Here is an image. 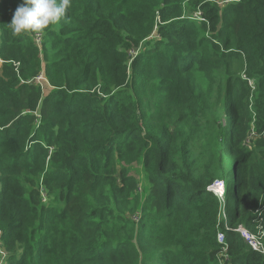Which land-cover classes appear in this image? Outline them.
Segmentation results:
<instances>
[{"label": "trees", "instance_id": "obj_1", "mask_svg": "<svg viewBox=\"0 0 264 264\" xmlns=\"http://www.w3.org/2000/svg\"><path fill=\"white\" fill-rule=\"evenodd\" d=\"M22 3L0 0L4 264H264L235 232L264 205V0H72L40 44L10 32Z\"/></svg>", "mask_w": 264, "mask_h": 264}, {"label": "clouds", "instance_id": "obj_2", "mask_svg": "<svg viewBox=\"0 0 264 264\" xmlns=\"http://www.w3.org/2000/svg\"><path fill=\"white\" fill-rule=\"evenodd\" d=\"M72 0H23L8 25L16 38L28 37L39 43L49 31L68 19Z\"/></svg>", "mask_w": 264, "mask_h": 264}, {"label": "built area", "instance_id": "obj_3", "mask_svg": "<svg viewBox=\"0 0 264 264\" xmlns=\"http://www.w3.org/2000/svg\"><path fill=\"white\" fill-rule=\"evenodd\" d=\"M230 2V0H226V2H223V4H226ZM195 17H198V20H201V14L196 13ZM41 41L38 43L40 44ZM243 78L248 81L250 87L255 90V82L248 79L245 75H243ZM38 81L41 84V86H44L45 80L40 75L38 77ZM251 135H255V130L252 129ZM264 137V132L262 134ZM207 191L213 194L217 199L221 206L220 208V214L218 217L219 223L226 218V210H225V204H226V186L225 182L222 179L216 180L212 185H210L207 188ZM255 219L253 220L254 228L253 230L247 229L244 226H239L237 229H235V232H237L240 235V238L255 252H258L264 256V205L261 203L259 208L254 212ZM229 230L230 228H226ZM0 238H1V231H0ZM218 243L223 246V253H226L229 246L226 241V234L222 231L218 232L217 235ZM0 257L2 258L0 261V264H4L6 255L0 248ZM225 260L228 259L227 254L224 255Z\"/></svg>", "mask_w": 264, "mask_h": 264}, {"label": "rangeland", "instance_id": "obj_4", "mask_svg": "<svg viewBox=\"0 0 264 264\" xmlns=\"http://www.w3.org/2000/svg\"><path fill=\"white\" fill-rule=\"evenodd\" d=\"M221 5L223 4V2H226V0H217ZM141 172H139V177H140V194L141 195H145L148 194L146 193V191H149L150 188V184L148 181V177L146 175V173L144 172V170L140 169ZM225 182V186H226V197L228 199L231 198V189H230V184H231V175L228 173L226 174V176L222 179ZM44 198V202H48V199Z\"/></svg>", "mask_w": 264, "mask_h": 264}]
</instances>
